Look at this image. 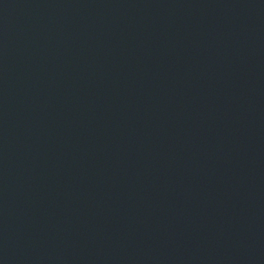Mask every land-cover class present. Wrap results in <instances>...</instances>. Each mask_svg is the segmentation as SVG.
Instances as JSON below:
<instances>
[{
  "label": "water",
  "instance_id": "95a60500",
  "mask_svg": "<svg viewBox=\"0 0 264 264\" xmlns=\"http://www.w3.org/2000/svg\"><path fill=\"white\" fill-rule=\"evenodd\" d=\"M0 264H264V0H0Z\"/></svg>",
  "mask_w": 264,
  "mask_h": 264
}]
</instances>
